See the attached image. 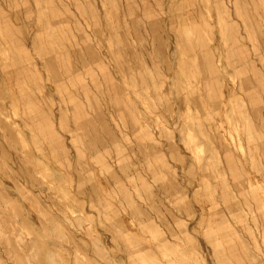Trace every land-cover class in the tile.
I'll use <instances>...</instances> for the list:
<instances>
[{
    "label": "rangeland",
    "instance_id": "1",
    "mask_svg": "<svg viewBox=\"0 0 264 264\" xmlns=\"http://www.w3.org/2000/svg\"><path fill=\"white\" fill-rule=\"evenodd\" d=\"M257 222L264 0H0V264H264Z\"/></svg>",
    "mask_w": 264,
    "mask_h": 264
},
{
    "label": "crops",
    "instance_id": "2",
    "mask_svg": "<svg viewBox=\"0 0 264 264\" xmlns=\"http://www.w3.org/2000/svg\"><path fill=\"white\" fill-rule=\"evenodd\" d=\"M114 214H115V216H117V215L121 216V213L118 212V214H117L116 210L114 211ZM263 226H264V224L262 225V222H259V223L257 222L258 237L262 238L263 243H264ZM254 230H255V226L252 228V231H254ZM119 238L120 239L128 238V244H129V248H130L129 254L125 255L128 257L127 258L123 257V264H153L151 257H149L147 255V253L142 254L141 252H137L136 240L133 239L130 235L119 237ZM119 244L121 245V243H119ZM157 247L160 249L161 257H159V262L157 261L156 263L168 264L169 263V259H168V255H169L168 238L164 237L162 230H160V236H159V240L157 242ZM226 248H228V250L230 249V253H231L232 245L226 244ZM260 250L261 251L264 250V244H262ZM163 255H164V258L166 259V262H165V259L162 257ZM113 264H121V259L120 258L117 259V257H115V261L113 262Z\"/></svg>",
    "mask_w": 264,
    "mask_h": 264
},
{
    "label": "bare ground",
    "instance_id": "3",
    "mask_svg": "<svg viewBox=\"0 0 264 264\" xmlns=\"http://www.w3.org/2000/svg\"><path fill=\"white\" fill-rule=\"evenodd\" d=\"M173 67V66H172ZM222 80V79H221ZM222 84V83H221ZM212 262V261H211Z\"/></svg>",
    "mask_w": 264,
    "mask_h": 264
}]
</instances>
